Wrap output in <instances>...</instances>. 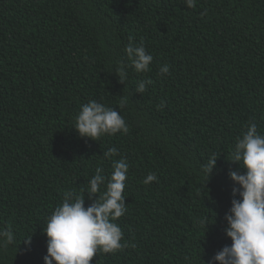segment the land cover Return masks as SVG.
I'll return each instance as SVG.
<instances>
[{
	"label": "trees",
	"instance_id": "obj_1",
	"mask_svg": "<svg viewBox=\"0 0 264 264\" xmlns=\"http://www.w3.org/2000/svg\"><path fill=\"white\" fill-rule=\"evenodd\" d=\"M130 40L153 61L120 83L112 69L128 63ZM140 80L151 81L143 93ZM90 99L116 109L128 132L80 137L73 118ZM249 121L264 133V0H0V228L16 235L0 264H44L45 218L97 167L112 171L110 147L129 163L116 221L126 247L90 264H204L231 244L228 172L239 166L227 159ZM212 152L206 189L199 166ZM149 173L158 182L145 185ZM211 211L204 235L198 220Z\"/></svg>",
	"mask_w": 264,
	"mask_h": 264
},
{
	"label": "clouds",
	"instance_id": "obj_2",
	"mask_svg": "<svg viewBox=\"0 0 264 264\" xmlns=\"http://www.w3.org/2000/svg\"><path fill=\"white\" fill-rule=\"evenodd\" d=\"M183 3L187 8H194L197 0H183ZM124 53L128 63L118 61L112 69L120 83H126L128 67L141 74L150 71L153 56L146 50L143 41L134 44L130 40ZM169 71V66L164 65L160 67L159 74H168ZM150 83V80L138 81L136 92L143 93ZM126 103V98L122 97L120 107ZM72 127L80 137L94 141L105 135L126 134L129 130L124 117L116 109L95 99L80 105ZM245 129L236 137L230 149V159H227L239 166L237 170L228 172L231 181L238 186L232 188L231 206L224 216L227 222L224 232L231 244L223 246L207 262L203 261L204 264H264V133L258 131L254 121H249ZM117 156L120 158L113 159ZM219 156L215 152L209 153L199 166L205 188L216 169ZM102 158L112 161V171L106 176L103 167H97L86 188L66 190L62 202L45 218L42 224V232L47 237L44 264H90L98 253L115 254L126 247L122 243V229L116 221L127 212L124 189L129 163L115 147L104 151ZM153 181L158 182V177L149 173L143 183L148 185ZM85 193L91 201L87 207ZM209 214L198 220L204 235L214 224L209 223L212 211L211 218ZM31 237L23 240L28 248ZM15 244L16 235L12 229L0 228V250Z\"/></svg>",
	"mask_w": 264,
	"mask_h": 264
}]
</instances>
